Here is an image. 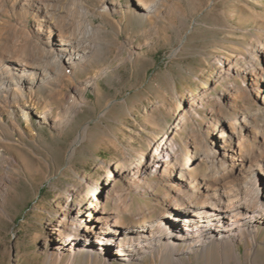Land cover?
<instances>
[{"label": "rangeland", "instance_id": "obj_1", "mask_svg": "<svg viewBox=\"0 0 264 264\" xmlns=\"http://www.w3.org/2000/svg\"><path fill=\"white\" fill-rule=\"evenodd\" d=\"M163 2L155 21L132 11L135 0H120L121 10L128 12L125 19L91 17L100 29L98 49L77 76L105 73L96 79V89L85 91V104L62 130H55L52 120L65 98L49 103L52 88L36 89V101L29 100L35 110L27 107L24 115L15 109L24 136L12 130L5 114L0 116L5 122L0 126V264H160L154 254L124 263L100 251L57 252L46 236L64 191L78 185L77 202L109 171L135 163L138 152L150 150L149 141L176 122L181 128L177 143L188 144L194 155L209 141L207 125L216 117L258 111L264 117L261 94L239 93L250 87V59L264 60L258 54L264 47V0ZM98 4L88 2L94 11ZM73 84L64 82L57 89L65 94ZM49 110L51 117L43 123L39 113ZM202 164L193 165L198 175L206 171L207 162ZM115 185L127 190L134 215L160 211L156 198L165 194L162 183L146 196L128 191L126 180L117 179ZM123 218L132 220L128 214ZM259 230L256 244L245 238L235 248L182 245L181 252H188L180 257L184 264H264V224Z\"/></svg>", "mask_w": 264, "mask_h": 264}, {"label": "bare ground", "instance_id": "obj_2", "mask_svg": "<svg viewBox=\"0 0 264 264\" xmlns=\"http://www.w3.org/2000/svg\"><path fill=\"white\" fill-rule=\"evenodd\" d=\"M88 2L0 0V116L5 114L12 130L22 136L25 133L13 113L35 110L29 100L36 101L37 88L53 89L49 103L64 96L52 120V127L62 130L85 104V91L96 89V79L105 73L100 70L82 80L77 76L92 61L99 44L100 29L91 17L125 19L128 12L121 10L120 0H99L95 11ZM135 2L132 11L147 20L155 21L162 14L163 0ZM258 54L264 56V47ZM251 59L246 71L250 87L240 88L239 93L261 94L264 104V60ZM64 82L74 84L60 94L57 88ZM260 113L230 119L215 116L207 125L209 141L194 155L188 144L177 143L180 123L176 122L171 131L152 138L150 150L138 152L135 163L109 171L102 184L90 186L77 202L73 200L80 187L67 188L55 219L48 224L46 241L61 254L100 251L108 260L124 263L154 254L160 264H184L180 255L188 251L181 252L182 245L235 248L245 238L256 244L264 224V117ZM39 114L44 123L51 110ZM0 126H5L1 117ZM28 134L32 136L29 129ZM204 162L206 171L198 175L193 165L201 168ZM117 179L126 180L128 191L143 196L162 183L165 194L156 198L160 211L131 213L128 192L116 187ZM107 204L113 209H107ZM126 214L132 218L128 223L123 218Z\"/></svg>", "mask_w": 264, "mask_h": 264}]
</instances>
